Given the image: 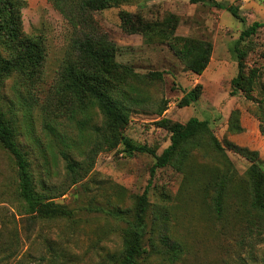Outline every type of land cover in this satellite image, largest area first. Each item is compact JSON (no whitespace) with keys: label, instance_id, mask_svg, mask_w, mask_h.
Masks as SVG:
<instances>
[{"label":"rangeland","instance_id":"374dc122","mask_svg":"<svg viewBox=\"0 0 264 264\" xmlns=\"http://www.w3.org/2000/svg\"><path fill=\"white\" fill-rule=\"evenodd\" d=\"M214 1L238 7L244 21L216 7L212 0H124L118 7L94 13L100 29L117 45L120 64L143 74H163L162 80L143 88V101L129 104L126 128L130 138L150 147L155 155H128L122 146L101 151L92 170L74 186L66 185V194L56 199L75 210L73 221H33L17 215V168L12 155L0 144V223L6 222V230L0 233V264H47L53 255L50 246L65 253L63 264H107L109 254L121 250L127 225L113 215L114 209H133L146 190L153 206H168L170 235L180 242L183 252L175 263L152 258L144 264H264V220L251 210L248 194L231 191L223 218L211 207L215 175L209 168L216 163L214 158L195 155L191 166L199 171L208 169L195 177L189 170L180 172L170 165L157 168L152 176L155 156L171 144V132L158 124L163 118L182 123L192 117L207 120L223 145L230 141L258 151L264 167V121L259 108L264 96V26L242 45L248 51L247 69L257 68L261 73L254 99L241 90L232 94V79L239 72L235 42L254 21H264V0ZM122 11L158 24V34L125 32ZM22 15L25 33L45 43L43 76L39 86L21 81L17 74L8 76L2 88V105L16 118L19 141L30 153L38 178L53 188L62 187L66 163L60 151L77 130L65 108V98L58 94V84L64 60L82 33L71 25L73 16L63 15L49 0H26ZM176 37L213 42L211 61L203 74L191 72L178 58L173 49ZM198 84L203 86L200 98L191 105H181L184 95ZM237 110L242 132L230 130L232 113ZM95 121L101 123L100 114ZM42 149L50 158L58 156L57 164L51 161L49 176L42 169ZM226 153L235 166L240 188L251 162L228 148Z\"/></svg>","mask_w":264,"mask_h":264},{"label":"trees","instance_id":"16d2710c","mask_svg":"<svg viewBox=\"0 0 264 264\" xmlns=\"http://www.w3.org/2000/svg\"><path fill=\"white\" fill-rule=\"evenodd\" d=\"M60 12L71 18V25L82 33L73 41L72 52L62 65L58 94L65 98V108L77 130L76 136L68 137L69 143L60 151L66 163V179L62 187H51L36 175L30 153L19 141V128L13 112L2 105V88L5 80L17 74L21 81L39 86L43 76L46 57L45 43L41 38L28 36L23 26V9L26 0H0V144L13 157L18 177V214L33 221H73L75 210L56 199L66 194L65 186H74L93 168L96 156L104 150L114 151L120 146L128 155L151 153L154 150L135 142L126 134L130 121V105L144 100L145 86L163 79L161 72L139 73L131 66L116 60L117 45L100 29L94 13L118 7L124 0H49ZM206 2V0H203ZM220 9L230 11L234 17L244 21L239 8L212 0ZM122 29L131 34L151 36L158 34V24H149L140 15L121 12ZM264 21H254L245 28L235 42L239 72L232 79V94L241 90L247 98L254 99L253 91L260 84L261 73L257 68L247 69L248 51L243 42L257 33ZM173 49L178 58L191 72L201 75L210 64L213 42L192 37H176ZM203 91L198 84L186 93L180 102L183 106L196 102ZM260 116L264 121V96L259 104ZM165 108L161 109L164 112ZM100 114L101 123L95 121ZM158 124L171 132V144L157 155L152 176L157 168L173 166L191 177L208 169L195 168V155L216 160L213 167L214 193L211 207L219 218H223L230 192L248 194L249 206L255 216L264 220V167L259 152L233 142L225 145L214 135L210 123L197 117L187 122L163 118ZM230 130L242 132L240 112L231 116ZM262 133L264 128L262 126ZM37 143V142H35ZM226 148L246 157L251 165L245 173L244 184L237 188V172ZM212 153L215 155L212 156ZM85 157L83 160L73 155ZM43 172L51 174V161L57 164L58 156L42 149ZM205 167V166H204ZM199 178H197L198 180ZM201 183V181H198ZM205 191H207L204 183ZM62 189V190H60ZM113 215L127 222L123 228L121 250L109 254L107 264H144L150 259H161L175 263L180 259L183 247L170 235L168 206L152 205L147 190L139 196L133 209L118 206ZM17 219L16 217L14 218ZM17 221V220H16ZM6 230V222L0 223V233ZM52 257L47 264H63L66 256L52 246ZM16 264H24L18 262Z\"/></svg>","mask_w":264,"mask_h":264}]
</instances>
